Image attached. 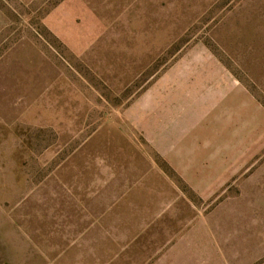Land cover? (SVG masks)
<instances>
[{"label": "rangeland", "instance_id": "374dc122", "mask_svg": "<svg viewBox=\"0 0 264 264\" xmlns=\"http://www.w3.org/2000/svg\"><path fill=\"white\" fill-rule=\"evenodd\" d=\"M195 134L255 147L207 198L160 148ZM254 187L264 0H0V264H153Z\"/></svg>", "mask_w": 264, "mask_h": 264}, {"label": "crops", "instance_id": "0c3cea01", "mask_svg": "<svg viewBox=\"0 0 264 264\" xmlns=\"http://www.w3.org/2000/svg\"><path fill=\"white\" fill-rule=\"evenodd\" d=\"M195 137L191 139L190 148L185 136L173 141L169 136L168 144L160 148L185 181L195 187L202 198H207L206 191L232 174V168L245 163L255 153V147L241 145V140L237 139L231 147L210 150L205 147L201 153L196 134ZM237 137L239 134L234 138ZM191 149L198 152L196 157L189 155ZM208 152L216 156L209 160ZM260 189L254 187L253 191L231 193L212 214L196 217L170 237L153 264L264 263V191L263 188L257 191Z\"/></svg>", "mask_w": 264, "mask_h": 264}]
</instances>
